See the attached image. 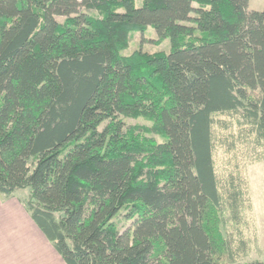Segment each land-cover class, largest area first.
Returning a JSON list of instances; mask_svg holds the SVG:
<instances>
[{
	"label": "trees",
	"instance_id": "obj_1",
	"mask_svg": "<svg viewBox=\"0 0 264 264\" xmlns=\"http://www.w3.org/2000/svg\"><path fill=\"white\" fill-rule=\"evenodd\" d=\"M247 1L0 0V195L28 187L66 264H264L241 259L238 155L264 159V8ZM147 27L169 50L123 53Z\"/></svg>",
	"mask_w": 264,
	"mask_h": 264
},
{
	"label": "rangeland",
	"instance_id": "obj_2",
	"mask_svg": "<svg viewBox=\"0 0 264 264\" xmlns=\"http://www.w3.org/2000/svg\"><path fill=\"white\" fill-rule=\"evenodd\" d=\"M264 8V0H248L246 9H262ZM60 20L62 17H58ZM157 34L155 30L151 27H147L143 32L133 31L130 33L128 46L122 51L123 53H129L134 49H141L148 52L163 51L167 52L169 50L168 39L165 38L161 41H156ZM125 124H149V120L146 118L139 117H125L120 116ZM156 140H160L161 137L156 134H150ZM241 159V165L243 167V174L248 183L249 191V207L243 212V217L241 219L240 228L244 238L248 240L247 246L248 251L245 256L241 259L245 262H249L254 259H259L264 262V159L260 161H250L245 155H238ZM228 155H225L220 150L216 156V161L218 165L226 167L228 160ZM28 194V187L19 189L15 192L13 198L26 197ZM126 209L122 208L120 213L116 217L118 222V227L120 231H123L129 227L132 223L130 219L125 216ZM34 223V221H33ZM33 225H36L35 223ZM35 227V226H34ZM37 227V226H36ZM37 233H41V230L37 227ZM39 229V230H38ZM225 230L233 240L237 239V231L229 222L226 223ZM44 236V235H43ZM42 236V237H43ZM49 241V240H48ZM50 243V241H49ZM50 251L52 253L57 252L54 250L52 244L50 243ZM60 257V256H59ZM62 264H66L62 258H59ZM50 260V259H49ZM51 263V262H50ZM54 264V263H51Z\"/></svg>",
	"mask_w": 264,
	"mask_h": 264
},
{
	"label": "crops",
	"instance_id": "obj_3",
	"mask_svg": "<svg viewBox=\"0 0 264 264\" xmlns=\"http://www.w3.org/2000/svg\"><path fill=\"white\" fill-rule=\"evenodd\" d=\"M33 224L18 198L0 195V264H62Z\"/></svg>",
	"mask_w": 264,
	"mask_h": 264
}]
</instances>
